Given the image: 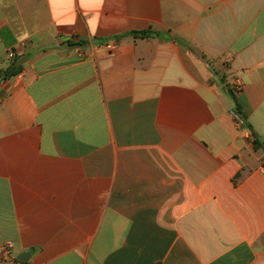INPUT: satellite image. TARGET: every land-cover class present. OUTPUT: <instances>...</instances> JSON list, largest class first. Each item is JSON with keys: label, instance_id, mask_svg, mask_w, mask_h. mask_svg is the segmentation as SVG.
<instances>
[{"label": "crops", "instance_id": "1", "mask_svg": "<svg viewBox=\"0 0 264 264\" xmlns=\"http://www.w3.org/2000/svg\"><path fill=\"white\" fill-rule=\"evenodd\" d=\"M20 257L264 264V0H0V264Z\"/></svg>", "mask_w": 264, "mask_h": 264}, {"label": "built area", "instance_id": "2", "mask_svg": "<svg viewBox=\"0 0 264 264\" xmlns=\"http://www.w3.org/2000/svg\"><path fill=\"white\" fill-rule=\"evenodd\" d=\"M107 49L109 50L111 55H114L117 50V43L111 42L106 45ZM242 91V83L240 81H237L234 85V92L240 93ZM238 123H241V120L238 118ZM13 246L12 242H9L8 246L6 247V251L9 252V249Z\"/></svg>", "mask_w": 264, "mask_h": 264}, {"label": "water", "instance_id": "3", "mask_svg": "<svg viewBox=\"0 0 264 264\" xmlns=\"http://www.w3.org/2000/svg\"><path fill=\"white\" fill-rule=\"evenodd\" d=\"M27 261L25 257H20L17 259V264H24Z\"/></svg>", "mask_w": 264, "mask_h": 264}, {"label": "trees", "instance_id": "4", "mask_svg": "<svg viewBox=\"0 0 264 264\" xmlns=\"http://www.w3.org/2000/svg\"><path fill=\"white\" fill-rule=\"evenodd\" d=\"M140 34L143 35V36L147 35V33H140ZM135 35H137V33H135Z\"/></svg>", "mask_w": 264, "mask_h": 264}]
</instances>
